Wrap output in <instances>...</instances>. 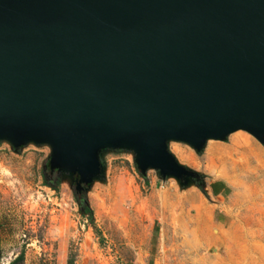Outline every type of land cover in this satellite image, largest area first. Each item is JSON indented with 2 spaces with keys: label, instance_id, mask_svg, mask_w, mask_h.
Returning <instances> with one entry per match:
<instances>
[{
  "label": "water",
  "instance_id": "obj_1",
  "mask_svg": "<svg viewBox=\"0 0 264 264\" xmlns=\"http://www.w3.org/2000/svg\"><path fill=\"white\" fill-rule=\"evenodd\" d=\"M238 131L264 144V0H0V143L78 194L120 150L206 191L169 144Z\"/></svg>",
  "mask_w": 264,
  "mask_h": 264
},
{
  "label": "rangeland",
  "instance_id": "obj_2",
  "mask_svg": "<svg viewBox=\"0 0 264 264\" xmlns=\"http://www.w3.org/2000/svg\"><path fill=\"white\" fill-rule=\"evenodd\" d=\"M169 149L224 195L143 176L120 150L81 197L50 174L49 148L0 143V264H264V144L238 131L202 152Z\"/></svg>",
  "mask_w": 264,
  "mask_h": 264
},
{
  "label": "crops",
  "instance_id": "obj_3",
  "mask_svg": "<svg viewBox=\"0 0 264 264\" xmlns=\"http://www.w3.org/2000/svg\"><path fill=\"white\" fill-rule=\"evenodd\" d=\"M227 188V185L223 181H213L206 187V192L208 195L222 196L224 195Z\"/></svg>",
  "mask_w": 264,
  "mask_h": 264
},
{
  "label": "flooded vegetation",
  "instance_id": "obj_4",
  "mask_svg": "<svg viewBox=\"0 0 264 264\" xmlns=\"http://www.w3.org/2000/svg\"><path fill=\"white\" fill-rule=\"evenodd\" d=\"M49 172H50V169H49ZM50 174H53L52 172H50ZM81 197L83 196V195H81V194H79Z\"/></svg>",
  "mask_w": 264,
  "mask_h": 264
},
{
  "label": "trees",
  "instance_id": "obj_5",
  "mask_svg": "<svg viewBox=\"0 0 264 264\" xmlns=\"http://www.w3.org/2000/svg\"><path fill=\"white\" fill-rule=\"evenodd\" d=\"M51 172V171H50ZM0 259H1V246H0Z\"/></svg>",
  "mask_w": 264,
  "mask_h": 264
},
{
  "label": "bare ground",
  "instance_id": "obj_6",
  "mask_svg": "<svg viewBox=\"0 0 264 264\" xmlns=\"http://www.w3.org/2000/svg\"><path fill=\"white\" fill-rule=\"evenodd\" d=\"M255 138V137H254Z\"/></svg>",
  "mask_w": 264,
  "mask_h": 264
}]
</instances>
